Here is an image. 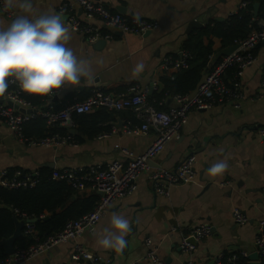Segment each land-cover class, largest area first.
Listing matches in <instances>:
<instances>
[{
	"label": "crops",
	"instance_id": "obj_1",
	"mask_svg": "<svg viewBox=\"0 0 264 264\" xmlns=\"http://www.w3.org/2000/svg\"><path fill=\"white\" fill-rule=\"evenodd\" d=\"M91 1L101 2L128 19L153 21L158 27L140 36L113 32V39L105 44H90L71 30L72 39L68 46L78 58L91 61L94 79H83L77 86H65L56 94L46 96L44 105L36 108L56 111L74 99H86L93 89L126 95L133 85L151 91L153 83H159V89L149 94L152 97L162 89L163 79L178 73L174 69L166 71L162 65L167 57L179 58L185 41L200 30L193 29L188 33L191 21L201 18L204 27L210 21H226L246 0ZM32 2L38 12L54 10L62 15L66 26L70 25L71 16L82 18V10L73 0ZM1 3L5 4V0H0V26L6 27L11 20L3 13ZM65 3L71 4V8L61 11ZM12 10L16 15L20 13L18 8ZM93 22L101 25L99 21ZM107 31L112 32L111 29ZM212 40L213 49L219 51V40ZM204 43L207 45L209 40L205 39ZM254 54L255 63L239 77L242 100L219 103L203 111H192L178 137L168 143L141 174L137 191L110 207L95 231L84 234L76 242L81 243L86 250L110 260L111 264H131L135 261L156 264L145 260L149 251L145 243L147 239L157 247L156 255L165 264H211L223 252L246 253L249 257L257 253V226L264 220V200L261 195L264 141L260 136V130L264 128V44L255 47ZM138 62H143L145 69L134 77L133 69ZM230 80L228 83H231ZM158 106L168 110L175 103L171 98H166ZM127 112L121 111L122 114L117 115L111 131L104 133L107 137L83 138L79 143L53 148L29 146L20 142L0 119V176L7 169L31 173L41 169L104 165L116 160L128 162L130 157L122 150L134 156L143 154L156 141L157 134L153 130L147 134H128L127 129L133 125ZM118 120L121 121L120 127L115 126ZM189 156L196 159L195 180L190 184L166 185L168 194L157 195L149 178L152 171L160 168L176 169ZM219 160H227L228 170L221 176H210L209 167ZM79 192L96 194L88 189ZM234 209L246 215L249 219L246 225L235 223ZM113 213L130 220L131 230L126 237L128 245L122 253L104 249L97 242L104 229H110ZM202 224L211 226V235L194 244L193 252H183L184 238ZM73 250L74 243L62 244L24 264H91L73 261Z\"/></svg>",
	"mask_w": 264,
	"mask_h": 264
},
{
	"label": "built area",
	"instance_id": "obj_2",
	"mask_svg": "<svg viewBox=\"0 0 264 264\" xmlns=\"http://www.w3.org/2000/svg\"><path fill=\"white\" fill-rule=\"evenodd\" d=\"M82 10L81 16H71V30L80 34L90 44H96L99 41H109L113 39V32L121 34L144 35L155 31L157 23L142 19H128L125 16L115 13L108 9L101 2L91 0H73ZM2 11L6 17L12 20L16 12L5 7L1 3ZM247 2L241 3L239 9H246ZM71 8V4L65 3L61 11ZM233 13V14H235ZM93 21H99L101 25ZM260 30H254L244 41L236 44L239 48L229 56L221 60L209 71L197 91L191 95H175L171 98L175 106L168 110H159L157 106L149 99V88H141L133 85L129 89V94H111L102 89H93L90 95L83 100L74 99L65 104L61 109L42 110L33 106L24 96L30 95L23 92L18 83L12 78L9 88L3 97H0V119L6 124L10 132L22 143L29 146H41L53 148L68 144H75L70 133L62 136L60 134L49 133L48 136L37 139H27L24 135L25 125L37 118H42L47 129H54L56 126L74 129L75 115L89 114L95 110L106 109L108 111H131L141 122L140 126H134L127 129L128 134H147L153 130L157 134L156 141L143 153L134 156L122 150V153L128 155L130 160L113 161L107 164H96L88 167L54 169L52 179L67 183L73 189L82 191L88 189L100 195V201L96 208L77 221L69 222L66 227L57 235L50 236L40 240L34 224L29 223L30 218L16 212L17 219L24 223L23 235L30 238L34 243L26 249H17L14 254L0 261V264H24L32 258L46 255L53 248L66 244L74 243V250L71 254L73 261H86L91 264H111V261L104 259L100 254L86 250L81 243L76 242L86 233H93L110 207L118 201L132 196L138 189V180L141 174L149 168V163L154 159L168 143L178 137L184 122L192 111H203L210 109L219 103L241 101L243 94L239 77L243 71L253 65L256 61L254 54L255 47L264 41V22L259 21ZM111 29L112 32L107 30ZM103 30L107 31L106 33ZM190 54L183 52L179 58L167 57L163 61L164 70L174 69L180 71L188 67ZM235 67L237 69L233 85H228L224 76L226 71ZM160 84L153 83L152 90H158ZM262 86L264 87V73L262 77ZM56 91L54 94H56ZM166 99V98H165ZM12 104V105H10ZM15 106L31 113H22ZM260 136L264 141V128L260 130ZM107 137V134L101 135ZM195 157L189 156L176 169H157L152 171L149 178L157 195H167L166 185L172 184H190L196 178ZM7 170L1 172L0 186L9 189H28L34 188L38 184V172L22 173L15 171L12 177H8ZM261 195L264 200V180L261 186ZM234 221L237 225L243 226L249 222L246 215L239 209L233 211ZM212 233L211 226L202 224L196 227L192 233L184 238L182 250L185 253H191L195 250V245L190 243L194 239L196 243ZM149 251L145 260L156 264H165L160 261L156 255L157 247L153 245L150 239L145 241ZM255 247L259 259H264V220H261L257 226V235ZM225 258V252L214 258L213 264H234L238 261L239 255L245 258L249 257L246 253H229ZM131 264H140L135 261ZM194 264V263H190Z\"/></svg>",
	"mask_w": 264,
	"mask_h": 264
},
{
	"label": "trees",
	"instance_id": "obj_3",
	"mask_svg": "<svg viewBox=\"0 0 264 264\" xmlns=\"http://www.w3.org/2000/svg\"><path fill=\"white\" fill-rule=\"evenodd\" d=\"M248 7L239 9L226 21H210L203 29L196 31L184 43L183 52L190 54L188 67L181 69L172 77L161 81L162 89L148 99L154 103L159 110L166 111L164 107H159V103L175 95L194 94L205 75L215 66L211 65V60L216 51L213 49V40L220 42V50L236 45L251 34L254 30H260L259 21L264 22V0H246ZM259 4L258 15H254V5ZM104 33L107 31L103 30ZM208 39L206 45L204 40ZM235 67L226 71L224 80L228 85H233L238 81ZM231 83H228V80ZM34 106L44 105L46 96L26 95L24 96ZM62 108V107H61ZM121 112L100 109L90 114L75 115V131L77 134L72 138L76 143L86 139H93L104 133L111 131L112 123L116 121L117 115ZM127 115L132 123V127L140 126L141 122L135 115L128 111ZM52 134L65 136L70 133L66 127L56 126L54 129H47L42 118H37L25 125L24 135L27 139H41ZM16 169H7L8 177H12ZM38 184L34 188L9 189L0 186V261L7 258L4 255V248L1 243L10 239L16 230V212L30 219H37L34 228L40 240L57 235L71 221H77L92 212L100 201L96 194H83L67 183L52 179L53 170L41 169L37 171ZM26 174L29 172L22 171ZM34 242L25 236L19 238L15 246L17 249H26ZM229 253L225 252V258ZM260 264H264V259H259ZM234 264H250L249 257L239 255L238 261Z\"/></svg>",
	"mask_w": 264,
	"mask_h": 264
},
{
	"label": "clouds",
	"instance_id": "obj_4",
	"mask_svg": "<svg viewBox=\"0 0 264 264\" xmlns=\"http://www.w3.org/2000/svg\"><path fill=\"white\" fill-rule=\"evenodd\" d=\"M5 7L18 8L20 13L6 27L0 26V97L6 94L12 78L23 92L35 96H51L65 86L94 79L91 61L78 58L68 46L72 31L62 15L54 10L38 12L32 0H5ZM144 69L145 64L138 62L133 76ZM228 168L227 160H219L208 173L221 176ZM130 230V220L113 213L110 229H104L97 242L104 249L122 253Z\"/></svg>",
	"mask_w": 264,
	"mask_h": 264
},
{
	"label": "water",
	"instance_id": "obj_5",
	"mask_svg": "<svg viewBox=\"0 0 264 264\" xmlns=\"http://www.w3.org/2000/svg\"><path fill=\"white\" fill-rule=\"evenodd\" d=\"M258 12H259V4H255L254 5V15L257 16ZM203 24L204 23H203V20L201 18H197V19L191 21V23L188 26V33H190L193 29H202L204 27ZM105 43H106V41H104V40L98 42V44H105ZM260 44H264V41L259 43L256 47H259ZM238 48H239V45H233V46H230L228 48L221 49V50L217 51L211 60V65L212 66L216 65L221 60V58L231 55ZM152 92H153V90H151L149 94H151ZM10 105H12V104H10ZM15 108H17L22 113L33 112L31 110L26 111V110L19 108L17 106H15ZM120 124H121V121L118 120L117 123L115 124V126L120 127L121 126ZM70 134L75 135L76 131L74 129H71ZM99 195H101V194H99ZM28 222L31 224H35L37 222V219H30ZM15 225H16V230H15L14 235L10 239L4 240L1 243V245L4 248V255L5 256H11L12 254L15 253V251H16L15 243L19 238L22 237V231H23L24 223L20 222L18 219H15ZM212 231H213V229H212ZM190 243L197 245V243L194 241L193 238L190 239ZM249 259H250V264H260L258 253L250 255ZM211 264H213V263H211Z\"/></svg>",
	"mask_w": 264,
	"mask_h": 264
}]
</instances>
